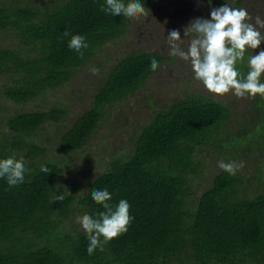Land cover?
<instances>
[{
	"label": "trees",
	"instance_id": "16d2710c",
	"mask_svg": "<svg viewBox=\"0 0 264 264\" xmlns=\"http://www.w3.org/2000/svg\"><path fill=\"white\" fill-rule=\"evenodd\" d=\"M104 4L0 0V35L11 38L9 46L0 47V74L8 77L4 98L21 105L62 86L102 46L121 38L128 18L104 13ZM65 31L85 36L88 48L82 58L69 49ZM153 58L164 61L156 53L134 51L112 65L90 106L59 134L55 151L63 158L83 151L105 108L142 88L153 74ZM261 99L254 128L225 138L221 127L229 119L228 107L204 95H187L154 111L128 149L112 155L102 172L77 185L64 180L66 160H40L49 148L36 140L46 123L61 122L67 111L11 115L5 120L9 134L3 132L0 139V160L23 157L28 171L15 187L0 178V264H264V176L258 172L249 180L221 171L197 195L193 185L200 170L195 159L199 149L232 153L264 141ZM41 165L50 172L43 173ZM254 179L258 188L252 193L247 185ZM105 188L112 205L128 201L133 219L126 233L88 255L87 235L77 218L104 211L91 191ZM61 194L63 201H53ZM71 219L76 222L68 226Z\"/></svg>",
	"mask_w": 264,
	"mask_h": 264
},
{
	"label": "rangeland",
	"instance_id": "374dc122",
	"mask_svg": "<svg viewBox=\"0 0 264 264\" xmlns=\"http://www.w3.org/2000/svg\"><path fill=\"white\" fill-rule=\"evenodd\" d=\"M142 3L150 11L147 17L128 18L126 33L121 38L102 46L94 58L76 70L67 83L43 92L34 100L18 105L5 99L2 87L8 83V77L0 74V139L3 132L9 134L5 120L11 115L50 108L65 109L66 117L56 124L46 123L37 132L36 140L45 143L49 148L40 160H66L63 164L64 180L77 185L87 183L90 177L102 172L104 164L112 155L117 156L128 149L136 130L147 122L154 111L165 108L187 95H204L228 107L229 119L221 127L225 138L252 130L258 122L260 95L238 98L233 92L223 96L210 93L201 81L195 79L189 62L169 54L166 39L170 30H179L183 39L181 46L186 50L193 35L189 33L184 36L190 22L198 17L210 19L211 9L224 4L247 9L252 17L250 22L254 23L257 16L264 19V0H210V3L209 0H155ZM259 30L264 35V29ZM10 39L6 35H0V47L9 46ZM260 50H264V42L257 49L249 50L243 61L237 62L236 68L242 76H246L249 71V56L258 54ZM134 51L156 53L162 56L164 61L142 88L105 108L104 119L83 151L63 158L55 151L59 134L78 114L90 106L92 95L105 72L119 59ZM93 67L99 69L98 75L91 73L90 69ZM261 82H264V74L261 76ZM263 107L264 96L259 102V108ZM257 142L260 141L256 140L248 149L237 147L232 153L220 152L217 148L210 147L199 149L195 153V159L200 164V170L198 177L193 179L196 195L210 184L214 174L224 171L218 167L221 160L226 163L243 161L245 166L237 173L249 180L258 172L264 176V141ZM248 184L250 192L257 190L255 179L254 183L248 181ZM260 190L264 191V184ZM73 222L76 220L71 219L67 225L70 226Z\"/></svg>",
	"mask_w": 264,
	"mask_h": 264
},
{
	"label": "clouds",
	"instance_id": "9594fccd",
	"mask_svg": "<svg viewBox=\"0 0 264 264\" xmlns=\"http://www.w3.org/2000/svg\"><path fill=\"white\" fill-rule=\"evenodd\" d=\"M100 10L112 16L124 15L129 19L150 14L141 0H129L128 3L124 0H105ZM250 21L252 17L245 8H234L228 4L212 8L210 19L195 18L185 29L184 36L193 34L186 50L181 46L183 39L179 30L169 31L166 39L169 54L189 62L195 79L201 81L210 93L223 96L233 92L238 98L254 97L257 94L264 96V82H261L264 50L249 56L246 76H242L236 68L237 62L243 61L249 50L257 49L264 42V35L259 30L264 29V19L257 16L254 23ZM63 36L70 37L69 49L76 51L82 58L83 50L88 48L85 36L73 35L69 31H65ZM159 66L160 62L153 58L150 62L151 70L156 71ZM90 71L93 75L99 74L98 68L93 67ZM244 166L243 161L218 162V167L230 175H235ZM27 171L23 157L0 160V178H5L9 187L23 183ZM41 171L48 174L50 169L41 165ZM91 196L97 204L102 205L104 211L95 217L85 214L77 218L87 235L88 255H93L97 249L103 251L106 243L126 233L133 219L129 214L128 201L121 199L118 204L112 205V194L106 188L93 189ZM63 199V194L53 196V201Z\"/></svg>",
	"mask_w": 264,
	"mask_h": 264
}]
</instances>
